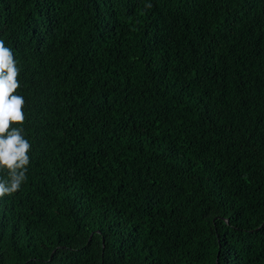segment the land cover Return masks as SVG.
<instances>
[{
	"label": "trees",
	"instance_id": "1",
	"mask_svg": "<svg viewBox=\"0 0 264 264\" xmlns=\"http://www.w3.org/2000/svg\"><path fill=\"white\" fill-rule=\"evenodd\" d=\"M0 40V264H264V0H0Z\"/></svg>",
	"mask_w": 264,
	"mask_h": 264
},
{
	"label": "clouds",
	"instance_id": "2",
	"mask_svg": "<svg viewBox=\"0 0 264 264\" xmlns=\"http://www.w3.org/2000/svg\"><path fill=\"white\" fill-rule=\"evenodd\" d=\"M151 4L145 5L151 8ZM19 69L13 52L0 40V170H6V178H0V198L11 196L27 181L31 145L24 137L26 101L14 94L20 88L17 80ZM18 125V127H12Z\"/></svg>",
	"mask_w": 264,
	"mask_h": 264
}]
</instances>
